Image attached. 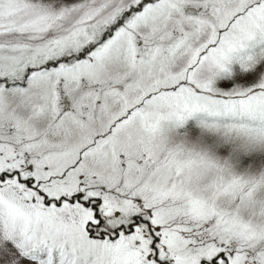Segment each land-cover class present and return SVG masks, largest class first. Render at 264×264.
I'll list each match as a JSON object with an SVG mask.
<instances>
[{
  "label": "snow or ice",
  "instance_id": "obj_1",
  "mask_svg": "<svg viewBox=\"0 0 264 264\" xmlns=\"http://www.w3.org/2000/svg\"><path fill=\"white\" fill-rule=\"evenodd\" d=\"M0 264H264V0H0Z\"/></svg>",
  "mask_w": 264,
  "mask_h": 264
}]
</instances>
